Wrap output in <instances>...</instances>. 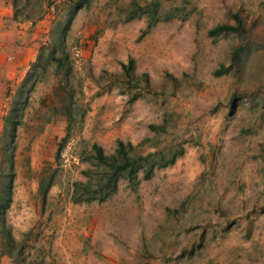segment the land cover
I'll return each mask as SVG.
<instances>
[{"label": "rangeland", "instance_id": "1", "mask_svg": "<svg viewBox=\"0 0 264 264\" xmlns=\"http://www.w3.org/2000/svg\"><path fill=\"white\" fill-rule=\"evenodd\" d=\"M133 1L145 10L130 16ZM63 2L17 5L20 17L32 20L50 11V35L64 21ZM239 7L253 25L250 33L210 34L218 23L235 21ZM238 44L247 49L234 65ZM66 47L75 89L70 132L65 76L43 50L44 68H28L35 87L13 147L7 219L17 239L32 228L31 264H264V0H93L77 11ZM131 54L160 91L141 92L140 118L129 101L140 90L122 82L120 61ZM223 62L231 68L216 74ZM121 95L124 101L115 99ZM109 97L115 105L106 107ZM151 122L166 129L151 130ZM118 138L140 143V152L171 154L179 143L185 150L150 178L140 172L137 189L123 178L106 200L73 201V181L86 179L82 170L92 166L85 149L98 141L111 153ZM9 140L7 130L0 136V183L9 169ZM42 178L53 179L45 202ZM3 237L0 231V244ZM0 264L11 259L3 255Z\"/></svg>", "mask_w": 264, "mask_h": 264}, {"label": "trees", "instance_id": "2", "mask_svg": "<svg viewBox=\"0 0 264 264\" xmlns=\"http://www.w3.org/2000/svg\"><path fill=\"white\" fill-rule=\"evenodd\" d=\"M93 0H64L63 5L66 8V15L62 22L61 28L56 34L51 33L48 38V42L40 43L39 52L36 59L30 64L31 66L40 65L44 68L41 56L42 51H47V57L55 63V68L60 72H63L65 76V82L63 88L66 90V96L68 102L65 109V114L69 117L68 131L70 132L73 123V102L75 89L69 82V74L73 69V62L70 59L69 51L66 47V31L70 27L77 11L80 8L89 6ZM15 16L18 17L19 9L17 0H13ZM137 9L145 10L142 5L137 2L132 3L130 16L137 14ZM235 21L226 20L218 23L210 28V34L213 36L219 35L223 32L234 31L239 34L245 35L252 31L253 25L248 23V18L243 7H239L232 11ZM26 18H30L29 15H25ZM156 20L149 22L148 27L151 28L155 25ZM245 44L235 45L232 52V63L237 65L240 63L242 54L246 51ZM122 67V82L125 83L129 90L137 88L140 91L130 93L129 101L133 102L137 100L142 91H149L153 93H159V89L153 84L151 74L149 71L139 72L137 70V62L134 55H129L127 61H120ZM231 65L223 62L221 66L215 70L216 74H221L228 71ZM166 75L171 80L177 82L178 77L167 71ZM31 69H28L23 80L17 87L16 92L13 95V103L11 105L9 113L4 118V124L6 131H10L9 147V169L3 168L1 172L0 183V231L3 233V241L0 244V261L3 255L9 256L12 264H31V257L27 249V241L32 235V228L24 232L22 239H17L13 232L12 225L8 222L7 212L13 201V188H14V141L17 132L18 125L22 122L23 110L28 104L31 91L34 89V79L31 80ZM123 92H127L124 90ZM131 92V91H130ZM238 99V92L234 91L231 95V108L235 109L236 101ZM151 130L160 132L166 129L165 124L151 122L149 123ZM65 135L57 150V158H60L63 149L64 141L67 139ZM149 138L143 139L141 143H144ZM140 144V143H139ZM139 144H135L131 140H125L124 138H118L117 146L111 153L107 152L104 145L98 141H93L90 148H86L85 159L91 161L92 166L85 168L82 172L86 175V179H76L73 181V190L71 197L76 202H90L93 200L103 201L109 196L115 193L118 188L121 179L127 178L129 184L137 189L140 184V172H143L145 178H150L154 175L157 168L165 167L175 163L179 155L183 154L185 147L183 144H178V151H171L168 154L167 151L162 148H157L148 152H140ZM53 179L46 180L42 178L39 185V190L42 194L43 201L47 200L49 189L52 185Z\"/></svg>", "mask_w": 264, "mask_h": 264}, {"label": "crops", "instance_id": "3", "mask_svg": "<svg viewBox=\"0 0 264 264\" xmlns=\"http://www.w3.org/2000/svg\"><path fill=\"white\" fill-rule=\"evenodd\" d=\"M17 15L13 0H0V136L6 133L4 118L10 111L15 89L36 59L40 43L48 40L53 17L50 11L34 20ZM123 98L122 95L115 97L121 101ZM113 101L112 97L107 98L106 107ZM138 101L133 103L136 118L142 116L138 112ZM122 105L119 103L117 107Z\"/></svg>", "mask_w": 264, "mask_h": 264}, {"label": "built area", "instance_id": "4", "mask_svg": "<svg viewBox=\"0 0 264 264\" xmlns=\"http://www.w3.org/2000/svg\"><path fill=\"white\" fill-rule=\"evenodd\" d=\"M72 53H73L74 56H80L81 55V52H80V50L77 47L73 48Z\"/></svg>", "mask_w": 264, "mask_h": 264}]
</instances>
